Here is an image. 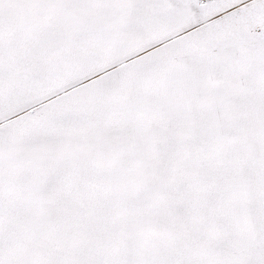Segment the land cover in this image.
<instances>
[{"label": "snow or ice", "instance_id": "obj_1", "mask_svg": "<svg viewBox=\"0 0 264 264\" xmlns=\"http://www.w3.org/2000/svg\"><path fill=\"white\" fill-rule=\"evenodd\" d=\"M0 264H264V0H0Z\"/></svg>", "mask_w": 264, "mask_h": 264}]
</instances>
